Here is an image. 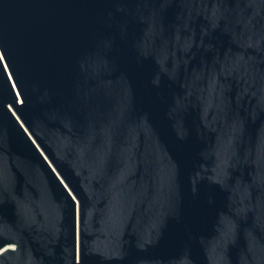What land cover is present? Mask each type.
<instances>
[{
  "label": "water",
  "instance_id": "95a60500",
  "mask_svg": "<svg viewBox=\"0 0 264 264\" xmlns=\"http://www.w3.org/2000/svg\"><path fill=\"white\" fill-rule=\"evenodd\" d=\"M0 264H264V0H0Z\"/></svg>",
  "mask_w": 264,
  "mask_h": 264
}]
</instances>
